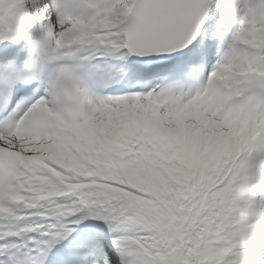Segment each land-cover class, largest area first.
Listing matches in <instances>:
<instances>
[{
	"label": "snow or ice",
	"instance_id": "obj_1",
	"mask_svg": "<svg viewBox=\"0 0 264 264\" xmlns=\"http://www.w3.org/2000/svg\"><path fill=\"white\" fill-rule=\"evenodd\" d=\"M0 264H264V0H0Z\"/></svg>",
	"mask_w": 264,
	"mask_h": 264
}]
</instances>
